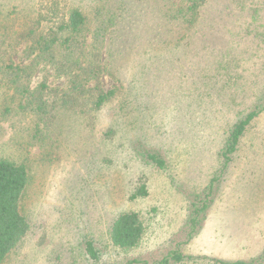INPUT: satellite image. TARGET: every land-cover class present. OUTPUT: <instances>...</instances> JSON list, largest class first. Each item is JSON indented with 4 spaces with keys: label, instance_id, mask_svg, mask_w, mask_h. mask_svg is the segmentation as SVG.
Returning <instances> with one entry per match:
<instances>
[{
    "label": "rangeland",
    "instance_id": "1",
    "mask_svg": "<svg viewBox=\"0 0 264 264\" xmlns=\"http://www.w3.org/2000/svg\"><path fill=\"white\" fill-rule=\"evenodd\" d=\"M97 4L0 0V158L26 165L30 225L1 264L152 263L172 251L184 258L169 264H264V0H124L127 20L113 28L132 19L133 30L125 42L109 30L95 50L101 74L72 103L69 75L24 34ZM99 90L113 93L90 110ZM41 104L53 117L36 125ZM250 113L225 160L230 130ZM141 186L146 195L132 198ZM124 212L144 226L128 249L109 239Z\"/></svg>",
    "mask_w": 264,
    "mask_h": 264
},
{
    "label": "trees",
    "instance_id": "2",
    "mask_svg": "<svg viewBox=\"0 0 264 264\" xmlns=\"http://www.w3.org/2000/svg\"><path fill=\"white\" fill-rule=\"evenodd\" d=\"M98 3L94 7V14H86L82 7L79 5H72L63 11L60 17H57L56 25L47 29L46 31L37 32L35 28H30L26 31L24 36H32L31 45L33 49H37L40 53L38 58H46L47 62L55 63L60 73L69 75L71 102L75 99L81 102L80 98L83 93L89 92L85 89V84L92 80L98 79L102 72L100 65V54L95 52L98 45H101L104 36L113 29L111 32V42L114 40L125 42V31H132L133 25L129 21L123 23L121 28H113L118 26L124 18L126 7L121 9L122 12L117 11L124 0H91ZM192 5L198 6L199 0H191ZM138 7H133L129 10L133 17ZM100 9H105V13ZM43 16L42 13H38ZM127 17V16H125ZM39 18V17H38ZM36 18L35 22L40 29L41 21ZM41 19V18H40ZM136 20V19H134ZM127 24L128 28H127ZM134 24V23H133ZM92 34L90 46L93 48L91 51H86L89 48L87 45V35ZM131 37L133 32L130 33ZM90 51V52H89ZM92 56H91V55ZM9 64L5 68H11ZM35 92H31L32 96ZM113 92H103L99 90L95 94H90L92 106L90 110H97L101 107L102 103L108 99ZM68 101L63 100L61 107L71 108L75 111V105H68ZM69 103V102H68ZM39 113L37 115L36 125L39 121H45L48 116L50 121L53 117L52 114L48 115L50 111L45 110L44 105L37 107ZM81 114V113H80ZM255 116V113H250L248 116L237 123L230 130L226 139V146L223 151V157L228 160L229 155L235 150L239 137L244 131L245 126ZM148 159L162 166V161L155 155H148ZM29 175L26 165L23 162H15L9 159L0 158V264L5 260L9 253L18 245V243L27 235L30 225L22 210V202L25 196V191L28 185ZM146 191L144 186H141L132 198L137 196H145ZM198 209H193V214L197 213ZM191 220V221H190ZM191 226H195L196 217L190 219ZM144 233V226L139 216L135 212H124L118 215L112 222L109 229V239L111 243L121 249H128L136 246L142 238ZM85 252L93 260L97 259V253L91 241L86 242ZM183 255L177 251L169 252L168 255L163 256L161 259L147 263L144 260L131 259L125 264H169L170 261L179 262L183 260ZM227 264H247L242 261H233Z\"/></svg>",
    "mask_w": 264,
    "mask_h": 264
}]
</instances>
